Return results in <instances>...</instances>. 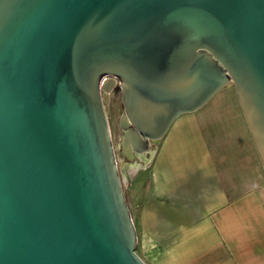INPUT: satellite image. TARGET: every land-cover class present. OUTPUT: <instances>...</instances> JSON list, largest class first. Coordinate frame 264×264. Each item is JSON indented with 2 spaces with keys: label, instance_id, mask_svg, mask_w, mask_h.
I'll use <instances>...</instances> for the list:
<instances>
[{
  "label": "water",
  "instance_id": "95a60500",
  "mask_svg": "<svg viewBox=\"0 0 264 264\" xmlns=\"http://www.w3.org/2000/svg\"><path fill=\"white\" fill-rule=\"evenodd\" d=\"M107 76L126 153L232 83L264 162V0H0V264H147Z\"/></svg>",
  "mask_w": 264,
  "mask_h": 264
},
{
  "label": "crops",
  "instance_id": "0c3cea01",
  "mask_svg": "<svg viewBox=\"0 0 264 264\" xmlns=\"http://www.w3.org/2000/svg\"><path fill=\"white\" fill-rule=\"evenodd\" d=\"M147 165L130 200L147 264H264V162L232 83L179 115Z\"/></svg>",
  "mask_w": 264,
  "mask_h": 264
},
{
  "label": "rangeland",
  "instance_id": "374dc122",
  "mask_svg": "<svg viewBox=\"0 0 264 264\" xmlns=\"http://www.w3.org/2000/svg\"><path fill=\"white\" fill-rule=\"evenodd\" d=\"M115 82H119L118 79ZM124 111L122 99L119 101L116 109H112L111 106H107V112L109 117V123L111 127L112 139L115 148V154L118 162L119 171L122 178V183L125 189V194L130 205V200L132 196L133 188L138 183L144 182L146 176V167H148V156L151 155L150 152H147L145 157L143 158L138 153L131 151L129 154H126V150L123 146V135L121 132V127L117 125L116 129H112L111 120L114 119L115 116L119 119L121 114ZM157 142L152 144L155 147ZM129 157H128V156ZM147 156V159H146ZM131 208V207H130ZM137 248V247H136Z\"/></svg>",
  "mask_w": 264,
  "mask_h": 264
},
{
  "label": "flooded vegetation",
  "instance_id": "af4514ba",
  "mask_svg": "<svg viewBox=\"0 0 264 264\" xmlns=\"http://www.w3.org/2000/svg\"><path fill=\"white\" fill-rule=\"evenodd\" d=\"M106 81H107V84L111 87V90L108 93L109 94V106L112 105V109H116L119 101L121 100V94L119 93V87H120L119 82L116 83L112 76H107ZM112 122H113V118L111 120V126H112Z\"/></svg>",
  "mask_w": 264,
  "mask_h": 264
},
{
  "label": "built area",
  "instance_id": "2783aa9c",
  "mask_svg": "<svg viewBox=\"0 0 264 264\" xmlns=\"http://www.w3.org/2000/svg\"><path fill=\"white\" fill-rule=\"evenodd\" d=\"M105 80H106V78L103 79V81H105Z\"/></svg>",
  "mask_w": 264,
  "mask_h": 264
}]
</instances>
